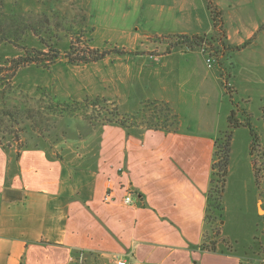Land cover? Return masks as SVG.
<instances>
[{"label": "crops", "instance_id": "crops-1", "mask_svg": "<svg viewBox=\"0 0 264 264\" xmlns=\"http://www.w3.org/2000/svg\"><path fill=\"white\" fill-rule=\"evenodd\" d=\"M215 1L223 12L227 45L247 44L241 49L226 48L222 56L233 63L235 95L241 91V81H247L244 72L251 66L244 52L263 29L264 0ZM87 3L90 28L98 27L91 21L97 16L112 19L132 14L137 30L156 32L152 64L158 61L156 52L172 63L169 58L175 52L176 36L215 31L211 14L210 23L198 20L207 14L206 9L210 13L206 0ZM248 18L253 20L249 25L244 23ZM238 54H243L240 62H236ZM112 59L115 64L124 61L123 55L103 60ZM125 61L128 76L133 65L137 77L159 72L138 56H127ZM219 68L224 70L220 64ZM201 84L210 90L220 87L226 93L219 75L211 80L204 77ZM149 100H163L173 107L172 98L163 95L140 103ZM137 110L125 112L131 115ZM80 127L89 128L84 136L69 139L68 131L65 138L29 145L19 154L0 145V264H81L85 256H97L104 264L119 260L127 264L241 263L238 253L201 248L220 129L168 132L87 121ZM108 193L110 201L105 200ZM128 193L131 204L124 202ZM259 261L264 264L263 257H250L247 264Z\"/></svg>", "mask_w": 264, "mask_h": 264}, {"label": "rangeland", "instance_id": "rangeland-1", "mask_svg": "<svg viewBox=\"0 0 264 264\" xmlns=\"http://www.w3.org/2000/svg\"><path fill=\"white\" fill-rule=\"evenodd\" d=\"M206 13L199 16L201 23H210L211 13L207 9ZM134 19L132 14L125 18L113 16L112 19L97 16L91 20L98 26L93 29L89 27L87 0H0V110L18 107L26 110L22 119L29 129L26 133L20 132V143L25 141L29 145H44L46 141L65 138L68 131L69 139L84 136L89 128L80 127L84 124L82 119L60 117L58 113L74 100H88L87 110L93 113L98 112L101 105H96L95 101L106 100L109 110L128 114L126 112L137 110L142 100L163 95L172 98L180 131L207 132L217 127L221 130L218 136L232 131L229 172L223 187V220L214 219L213 228L206 229L207 241L215 239L218 250L244 257L258 256L254 253L258 247L255 237L258 236L260 241L264 237V176L257 181L256 158L251 153L254 136L250 126H230L229 116L235 110L239 121L249 122L258 136V143L264 146V25L255 44L244 52L247 54L244 58L251 64L244 72L247 81H241V91L231 98L220 87L210 90L201 84L204 77L211 80L219 75L222 85L226 81L234 87L233 63L225 55L222 57L226 46L210 42L206 53L201 52L200 47L186 50L176 46L174 55L169 58L172 63H167V58L156 52L158 61L155 65L149 60L152 59L150 53L154 51L156 32L137 30L139 26L134 25ZM252 21L248 18L244 23L249 25ZM82 30L91 39L93 47L110 51L117 47L126 49V53L121 54L124 61L127 56H138L159 72L137 77L133 65L131 76H128L126 61L115 64L114 59L89 64L70 63V46L72 43L81 45L76 38ZM145 33L151 38H146ZM29 52L36 53L42 64L41 59H51L55 52L60 55L54 63L52 59L48 61L50 69L31 63L16 70L12 60ZM208 53L217 60L213 61L212 67L206 62ZM117 55L120 54L113 51L108 56ZM241 56L243 54H238L236 62L242 60ZM163 63L166 65L162 66ZM218 63L224 67L225 77L221 75ZM56 110L58 114H55ZM6 119L15 130H21L16 119ZM257 198H260L258 204ZM228 243L234 244L235 248ZM95 263L104 264L97 256H85L81 262Z\"/></svg>", "mask_w": 264, "mask_h": 264}, {"label": "trees", "instance_id": "trees-1", "mask_svg": "<svg viewBox=\"0 0 264 264\" xmlns=\"http://www.w3.org/2000/svg\"><path fill=\"white\" fill-rule=\"evenodd\" d=\"M207 7L211 13V17L214 25V33L212 35H180L176 36V40L174 45L176 46H188L190 48L201 47L203 44L210 45V42H217L221 46H226L227 49H241L245 47L247 44L243 46H230L226 43V31L224 26L223 12L220 10L215 0H206ZM35 29V28H34ZM86 32L84 30L81 31L78 35V39L81 45L76 46L75 44H71L70 53H69V62L72 64H89L96 63L98 61L103 60L110 53L114 51V53L125 54V49L115 48L113 50H100L91 45V39L86 37ZM1 43V41H0ZM75 45V46H74ZM51 46V44H49ZM53 47V46H51ZM55 50V48H54ZM75 51V52H73ZM42 53V52H40ZM59 53L55 52L53 54V63L59 57ZM68 55V54H67ZM36 53L29 52L26 56L21 58L13 59V67L17 69L24 68L31 63H37L39 66L45 67L46 69H50L51 64H48L51 59H41L44 63H39L40 60L36 58ZM71 58V59H70ZM221 75L225 77V72L222 71ZM223 85L226 89V92L230 95L231 98L234 97V88L232 86H228L226 81L223 82ZM101 103V105H100ZM108 101L102 100L101 102L95 101L96 105H100L98 112L93 113L87 110L88 108V100L85 101H76L74 100L72 103H68L67 106H61L62 108L58 113H60V117H72V118H80L84 121L90 122L91 124H99V123H115L121 126H147L148 128L160 129L164 131H178L179 129V120L178 114L174 112L172 106L163 100H151L143 103L141 107L134 114H121L117 109L109 110L106 107ZM105 106H103V105ZM102 106V107H101ZM108 106V104H107ZM26 113V110L22 107H18L15 110H0V145L6 150H17L19 154V150L29 148V144L20 143L22 141L21 133L27 132L29 127L24 124V119H22L23 115ZM57 110L55 114H58ZM58 116V115H57ZM13 117L16 119L18 125L21 126V130H15L10 124H8V120L6 118ZM230 126H238V125H247L250 126L251 133L253 137V143L251 145V153L255 156L254 162V170L257 181L260 182L262 177L264 176V146L258 143V136L255 133L254 129L250 125L249 122H241L237 119L236 111L232 110L231 115L229 116ZM24 124V125H23ZM23 125V126H22ZM21 132V133H20ZM231 140H232V131L227 130L224 135L218 136L215 140V153H214V162L212 165V173L210 180V188L207 194V211L205 215V223L206 229L213 228L214 219L219 218L223 220V187L226 181V177L229 172V164H230V156H231ZM203 236V242L201 243V248L203 250L217 252L219 251L216 248V240L207 241L206 230ZM258 240V243L255 244L257 247L256 252H254L258 256H253L258 259L264 258V237L263 240L260 241L258 236L255 237ZM208 242L214 243L209 245ZM224 244L227 243L226 240L223 241ZM233 248H235L234 244H227ZM254 246V247H255ZM246 248H249L246 247ZM220 252H227L226 250H220ZM262 252V253H261ZM241 255V254H240ZM242 256V255H241ZM261 256V257H260ZM78 258V257H77ZM79 260V259H78ZM77 260V261H78ZM250 260V257L242 256V260L240 264H247V261ZM259 264L263 262L259 261Z\"/></svg>", "mask_w": 264, "mask_h": 264}, {"label": "built area", "instance_id": "built-area-1", "mask_svg": "<svg viewBox=\"0 0 264 264\" xmlns=\"http://www.w3.org/2000/svg\"><path fill=\"white\" fill-rule=\"evenodd\" d=\"M207 44H203L200 48H201V51L203 53H206V52H209V50L207 49ZM209 56H207V59H206V62L208 64L209 67H212V63L213 61H216L215 57L211 56L210 53H208ZM228 86H232L231 83L228 82ZM111 197H110V193H108L106 196H105V200L107 201H110ZM124 202L127 203V204H131L133 202V199H132V195L131 193H128L125 197H124ZM118 264H127L125 260H119L118 261Z\"/></svg>", "mask_w": 264, "mask_h": 264}]
</instances>
